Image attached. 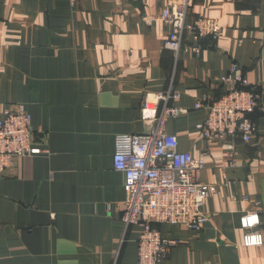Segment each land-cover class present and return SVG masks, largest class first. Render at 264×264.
<instances>
[{"label": "crops", "instance_id": "0c3cea01", "mask_svg": "<svg viewBox=\"0 0 264 264\" xmlns=\"http://www.w3.org/2000/svg\"><path fill=\"white\" fill-rule=\"evenodd\" d=\"M170 0H0V121L22 105L38 155L17 159L0 177V264H138L139 226L122 223L124 176L113 166L118 136L143 135L148 94L173 84L171 106L187 110L164 130L178 149L207 168L214 185L200 232L156 227L180 241L163 264H264L262 247L244 246L241 220L259 213L264 236V0H194L198 15L218 21L216 42L199 56L164 48L161 20ZM234 64L261 97L257 134L239 139L236 164L226 145H207L198 131L199 103L221 98ZM253 115V116H254Z\"/></svg>", "mask_w": 264, "mask_h": 264}, {"label": "built area", "instance_id": "2783aa9c", "mask_svg": "<svg viewBox=\"0 0 264 264\" xmlns=\"http://www.w3.org/2000/svg\"><path fill=\"white\" fill-rule=\"evenodd\" d=\"M193 5L194 0H170L161 14V20L171 27L164 48L177 57L182 50L199 56L205 41L216 43L223 35L216 20L200 14L189 21ZM225 83L227 90L221 98L199 103L195 108L207 113L198 126L200 135L207 145L225 144L224 157L234 168L236 141L249 144L257 134L253 115L261 108V97L250 88L237 64ZM178 97L173 84L165 92L146 95L142 119L154 122L153 129L143 135L118 136L115 141L113 166L124 176L126 194L121 220L126 232L133 226L141 228L138 264H163L180 245L156 227L170 225L200 232L209 220L204 212L206 201L217 192L216 186L204 184L200 177L207 168L204 158L208 154L196 159L191 153L179 151L177 137L164 130L167 119L187 114V110L171 106ZM33 142L31 117L24 106L6 109L0 121V177L17 159L42 152ZM241 224L246 229L244 246L262 247L264 236L257 230L259 213H248ZM120 255V251L114 255L113 264H121Z\"/></svg>", "mask_w": 264, "mask_h": 264}, {"label": "trees", "instance_id": "16d2710c", "mask_svg": "<svg viewBox=\"0 0 264 264\" xmlns=\"http://www.w3.org/2000/svg\"><path fill=\"white\" fill-rule=\"evenodd\" d=\"M204 43H205V42H204ZM255 117H256V115L253 116V120H254V121H255Z\"/></svg>", "mask_w": 264, "mask_h": 264}]
</instances>
